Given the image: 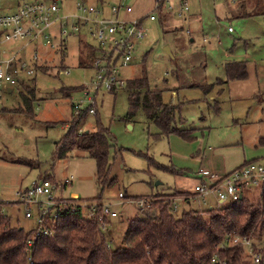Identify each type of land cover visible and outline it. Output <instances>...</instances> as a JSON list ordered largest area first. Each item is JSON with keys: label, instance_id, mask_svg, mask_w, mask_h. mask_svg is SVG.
Returning <instances> with one entry per match:
<instances>
[{"label": "rangeland", "instance_id": "1", "mask_svg": "<svg viewBox=\"0 0 264 264\" xmlns=\"http://www.w3.org/2000/svg\"><path fill=\"white\" fill-rule=\"evenodd\" d=\"M32 1L39 0H0V15L12 13L20 4ZM84 1L98 6L122 2ZM169 1L177 9L179 0ZM183 1L187 4L183 16L164 13L161 18L155 10V0L122 2L131 11L121 13L120 19H140L148 14L156 17L153 21L144 18L146 36L136 44L132 63L122 73L126 82L143 77L148 88L160 89L164 102L177 105L173 113L175 126L191 135L160 133L140 105L128 115L127 85L113 92L99 91L95 114L86 115L81 129H94L98 117L112 137L108 162L114 182L103 190L94 176V160L83 152L74 150L65 158L52 159L55 142L68 128L71 104L82 96L78 86L93 74L85 65L93 52L83 44L92 41L83 33L68 39L63 60L58 52L45 46L23 51L25 57H30L34 49L43 67L42 73H36L33 79L21 75L25 83L20 87L12 85L8 91L3 84L0 90V199L5 201L3 212L13 224L24 230L33 225L12 202L19 186L28 185L38 176L61 181L72 175L71 183L63 189L64 195L90 199L100 193V201L113 202L117 216L110 218L107 228L111 232L106 233V238L114 247L122 242L128 219L139 212L131 201L133 198L151 199L174 188L192 190L200 166L227 169L244 158L264 162V0ZM64 5L65 12L72 9L71 1ZM246 12L249 16L239 15ZM165 47L171 56L165 53ZM227 63L245 64L248 71L244 78L248 79L245 95H232L227 89ZM63 67L70 69L67 75L58 73ZM27 85L35 89L31 113L22 109L20 93ZM48 87L53 90L42 91ZM61 87L74 89L63 95ZM163 166L184 172L176 175ZM120 190L128 197L118 202L116 194ZM244 195L251 201L260 198L253 193L248 195L246 190ZM207 200L214 204V200ZM201 205L193 200L189 205L181 202L175 214L183 208ZM145 211H154V205ZM253 241L264 247V234Z\"/></svg>", "mask_w": 264, "mask_h": 264}, {"label": "trees", "instance_id": "2", "mask_svg": "<svg viewBox=\"0 0 264 264\" xmlns=\"http://www.w3.org/2000/svg\"><path fill=\"white\" fill-rule=\"evenodd\" d=\"M241 6L240 3L239 9ZM239 15L249 16L247 12ZM162 16L164 14H159L160 18ZM63 55H60L62 60L66 56ZM226 74L228 79H244L247 76L246 66L244 63H227ZM126 85L129 88L128 115H132L140 105L160 133L177 132L183 137L191 135L175 126L173 113L177 105L164 102L161 90L148 88L146 78L129 79ZM70 88L74 89L61 87L60 91L69 95ZM34 90L27 85L20 93L22 109L26 113L32 111ZM85 117V112L78 116L71 114L66 132L55 142L52 159L65 158L74 150L83 152L94 160V176L103 190L114 182L109 175L108 162L113 141L108 127L98 117L94 129H81ZM164 168L181 174L176 168ZM180 195L188 199L189 194L172 190L152 196L154 211L137 209L138 214L127 221L122 242L114 247L108 244L106 234L99 230L94 217H84L80 209L62 213L56 219L53 232L40 235L35 240L30 249V263L27 261L29 250L26 243L30 231L13 224L10 216L2 210L4 202L0 201V264H207L214 253L224 258L227 264H252L250 254L238 244L230 245L228 239L235 235L261 239L264 234V193L259 201H251L242 195L232 202L204 209L183 208L175 214L170 210V199ZM79 198L84 201L100 200V193L90 199ZM257 264H264V247Z\"/></svg>", "mask_w": 264, "mask_h": 264}, {"label": "built area", "instance_id": "3", "mask_svg": "<svg viewBox=\"0 0 264 264\" xmlns=\"http://www.w3.org/2000/svg\"><path fill=\"white\" fill-rule=\"evenodd\" d=\"M67 1H71L72 9L65 12L63 8ZM122 2L98 6L84 0H39L24 2L14 12L0 15V90L3 84L10 91L12 85H23L25 81L20 79L21 75L33 79L36 73H41L38 71L41 61H38L37 52L33 49L31 56L25 57V49L45 46L59 55H66L68 39L77 38L83 33L92 41L82 43L93 52L92 59L86 64L93 74L78 86L82 96L72 102L71 111L73 116L83 112L86 115L95 114L99 91L113 92L126 85L122 71L132 63L136 44L146 36L142 22L144 18L150 21L156 18L148 14L140 19H120L121 13L131 11ZM155 5L157 14L171 13L181 17L187 11V4L183 0H179L177 9L172 8L169 0H155ZM227 31L230 32L231 28H227ZM14 44L17 46L13 48ZM69 72L70 69L64 67L58 73L67 75ZM198 175L190 195L207 207L235 201L244 195V190L248 195L253 193L258 197L264 193V162L255 159L245 160L221 174L200 168ZM72 179V175L61 181L38 176L15 191L12 202L21 208L24 218L33 222L26 241L29 263L32 261L30 249L35 240L40 235L53 232L56 219L69 210L80 209L84 217H94L99 230L109 233L107 224L111 217L117 216L112 208L113 202L97 199L84 201L76 194L64 195L63 189ZM116 195L119 202L124 197V191L120 190ZM207 198L214 200V204ZM0 201L5 202L2 199ZM131 201L142 211L153 205L151 199L145 196L135 197ZM170 201V210L176 213L179 203L185 202V197L174 196ZM228 243L242 246L250 254L252 264L258 263L262 246L250 237L235 235L228 239ZM207 264L227 263L214 253Z\"/></svg>", "mask_w": 264, "mask_h": 264}, {"label": "crops", "instance_id": "4", "mask_svg": "<svg viewBox=\"0 0 264 264\" xmlns=\"http://www.w3.org/2000/svg\"><path fill=\"white\" fill-rule=\"evenodd\" d=\"M241 1H246V3H247V0H241ZM239 7H240V4H239V6H238V9H239ZM238 9H237V11H238ZM202 41H206V39H205V37H202ZM246 73H248V71H246ZM246 80H248V79H229V80H227L226 82H227V89L229 90V91H231V94L233 95H237V96H242V95H245L246 93V89H247V87H248V85H247V81ZM8 91H10L9 89H7ZM248 92H253V90H248ZM174 93V92H173ZM262 139H264V138H262ZM261 139V140H262ZM210 147H208V149H209ZM252 159H254V158H252ZM246 159L244 158L243 159V161H245ZM256 160V159H255ZM242 161V162H243ZM242 162H240V163H237V164H235V165H233V166H231V167H229V168H227V169H224L223 167H221V168H216L215 166H211V167H206V166H200L199 168H198V170L195 172V180L197 179V177L199 176L198 175V171H199V169L200 168H207V169H209V170H211V171H214L215 173H218V174H221V173H224L225 171H228V170H230L231 168H233V167H235V166H237V165H239V164H241ZM183 172L184 171H181L180 173L181 174H179V175H182L183 174ZM177 175V174H176ZM196 182V181H195ZM173 190H180L179 188H174ZM172 191V190H171ZM180 191H186V192H188V194H189V198L188 199H185V204H187V205H189V203H190V200H193V201H197L198 203H200V204H202L200 207L198 206V207H194V208H196V209H204V208H206L207 206L205 205V204H203L202 202H199L198 200H196V199H194L191 195H190V193H191V191L192 190H180ZM108 232L110 233L111 232V230L108 228ZM108 233V234H109Z\"/></svg>", "mask_w": 264, "mask_h": 264}, {"label": "water", "instance_id": "5", "mask_svg": "<svg viewBox=\"0 0 264 264\" xmlns=\"http://www.w3.org/2000/svg\"><path fill=\"white\" fill-rule=\"evenodd\" d=\"M164 51H165V53L168 55V56H171V54H170V51H169V49L167 48V47H165L164 48ZM53 89L51 88V87H48V88H45V89H43L42 91H44V92H49V91H52ZM242 196H240L239 198H241Z\"/></svg>", "mask_w": 264, "mask_h": 264}]
</instances>
